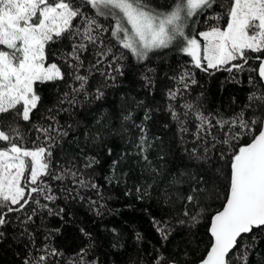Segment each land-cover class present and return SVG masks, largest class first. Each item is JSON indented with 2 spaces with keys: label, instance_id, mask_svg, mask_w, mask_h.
Wrapping results in <instances>:
<instances>
[{
  "label": "snow or ice",
  "instance_id": "1",
  "mask_svg": "<svg viewBox=\"0 0 264 264\" xmlns=\"http://www.w3.org/2000/svg\"><path fill=\"white\" fill-rule=\"evenodd\" d=\"M200 17L207 27L197 31L195 25L200 23ZM164 50L190 58L191 68L208 75L226 71L233 74L235 81L236 73L247 72L248 83L256 89L250 92L245 105L251 115L246 117L242 109L227 119L206 115L199 98L195 104L185 101L179 109L171 103L198 83L195 73L184 65L179 75L169 77L178 86L166 92L170 102L166 110L178 123L180 132H188V118L197 122L193 137L200 144L185 149L189 159L205 164L217 144L222 148L219 158L224 163L218 172L226 182L223 204L211 216L210 245L198 264H249L258 233H264V0H0V115L10 114V120L0 121V242L17 222L20 235L38 253L33 255L30 250L23 264H59L65 256L50 244L37 246L35 230L31 228L38 210L68 222L66 208L56 204L59 197L52 182L65 185L67 181L71 185L61 189L68 193L66 201H85L78 189L94 190L103 199L100 185L85 174L100 163L96 156L85 154V162L79 165L75 157L60 159L57 150L63 151L62 142L73 125L62 124L59 115L75 109L81 96L85 100L89 96L102 99L104 87L115 86L131 67L125 63L129 56L137 65H145ZM152 72L154 69L146 67L139 74L141 87L149 93L156 87V80L149 75ZM94 74H99L104 84L93 93L90 79ZM60 82L68 90L47 109L44 122L35 121L34 114L42 106L40 86L51 85L59 92ZM142 104L138 101L137 107ZM133 111L125 105L118 118L122 128L131 122L139 129L138 154L150 163L147 152L152 144L145 122L151 120L152 110L145 109L140 124H135ZM217 126L227 129L223 139L212 135L211 129ZM208 136L212 137L211 143ZM245 137L248 142L240 144ZM92 139L98 141L102 137L97 132ZM108 155H112L111 149ZM160 158L164 159L163 155ZM117 163L118 160L112 161V175L105 177L109 183ZM189 181L191 192L207 191L200 187L208 184L203 176L182 169H177L170 186ZM135 192L139 200L149 194L144 187H137ZM125 194H131V190ZM163 196V203H167V190ZM182 199L187 220L179 223L199 224L206 212L199 198L189 194ZM100 200L87 198L89 210L95 215L102 214L104 205ZM188 205L193 206L192 211ZM16 213L24 215L15 216ZM67 215L72 218L71 212ZM151 224L161 240L167 241L169 221L153 215ZM59 231V227L49 228L44 240ZM80 232L88 243L65 259L64 264H100L98 259H88L93 246L91 234L84 228ZM249 237L253 243L246 242ZM135 239L142 241V234L137 232ZM151 264L177 261L157 249ZM185 264L189 262L186 260Z\"/></svg>",
  "mask_w": 264,
  "mask_h": 264
},
{
  "label": "trees",
  "instance_id": "2",
  "mask_svg": "<svg viewBox=\"0 0 264 264\" xmlns=\"http://www.w3.org/2000/svg\"><path fill=\"white\" fill-rule=\"evenodd\" d=\"M153 3L162 0H152ZM195 19V18H194ZM221 24L223 21L220 22ZM197 31L207 27L204 18L200 17V23L195 25ZM126 64L131 65L126 69L125 75L119 77L115 86L104 87L105 96L95 100L89 96L87 100L79 97L75 109L70 113H61L58 117L62 124H72L68 136L62 142L63 151L57 150L61 160L76 158L77 164H83L84 155L96 156L100 163L92 169L86 170V175H91L95 182L101 187L103 199L100 200L94 190L78 189L85 201L77 202L65 200L67 192L61 189L68 182L60 185L52 182L55 194L59 197L56 204L66 208L65 219L67 223L54 216H46L38 210L34 217L35 223L31 228L35 230L37 246L50 244L65 253L59 264H64L65 259L73 256L88 240L81 234L84 228L91 234L93 242L89 250L88 259H98L100 264H151V257L157 249H162L170 256L175 257L177 264H198L205 255L211 241L209 225L211 216L223 204L224 189L226 182L218 172L223 161L219 158L221 146L217 144L213 149L214 154L205 164L196 163L189 159L185 149L199 146L195 141L193 133L196 132V121L188 118L185 127L187 133L179 130V125L169 116L167 106L169 101L166 92L169 88L177 87L175 81L169 77L177 76L183 70L182 65L188 67L195 73L197 84L191 85L188 92L171 103L179 109L185 101L199 104L202 111L208 115L223 116L230 118L245 110V116L251 115L250 110L245 109L249 103L250 92L256 89L248 83V73L233 74L226 71L216 72L208 75L198 69L191 68L190 58L178 54L173 50H164L154 54L145 65H137L129 56ZM146 67L154 69L149 73L156 80V87L152 92L141 87L139 80L140 72ZM69 83H72L69 80ZM104 80L99 74H94L90 79L91 91L98 86H103ZM40 94L42 106L34 114L35 121L44 122L42 117L48 108L53 107L58 97L67 87L60 82V90L57 92L51 85H42ZM264 91V89H262ZM201 93L203 95H201ZM143 104L137 107V102ZM127 105L133 109L135 124L143 121L145 109H151V120L146 121L151 148L147 155L150 163L145 162L138 154L136 144L140 135L139 129L132 126L131 122L122 128L121 120L118 118L123 106ZM183 111L182 109H180ZM10 120V114L0 115V121ZM99 121V122H98ZM22 126L24 122H20ZM167 125V127L165 126ZM225 128L221 130L218 126L211 129L212 135L218 140L224 138ZM99 132L102 139L94 141L92 137ZM201 135H205L201 133ZM158 138V139H157ZM209 143L212 137L208 136ZM248 137L239 141L240 144L247 143ZM108 149L112 155H108ZM83 150V151H82ZM163 155L164 159H161ZM118 160L112 182L105 180L106 176L112 175V161ZM153 169L158 171H153ZM177 169L191 171L197 176H203L208 181L207 185L201 184L202 189L207 191L191 192L192 182L170 186V180L176 174ZM227 171V169H225ZM117 178L118 181L117 182ZM149 185L151 187H149ZM137 187L148 188V195L143 200L137 199L135 189ZM131 190V194L125 192ZM167 190L169 199L163 203L164 191ZM195 195L199 198L201 206L206 209L201 222L195 226L189 223L181 224L180 220H187L183 215L186 195ZM76 195V191L72 192ZM100 200L104 205L101 215H95L89 210L87 198ZM55 207L56 205H50ZM33 207H36L33 205ZM189 211L193 210L188 205ZM31 211V209H27ZM67 212L72 213L69 219ZM15 216H23L16 213ZM157 219H166L170 223V235L167 241H162L160 235L152 227L151 216ZM43 217V219H41ZM59 227L58 233H53L49 240L45 241L49 228ZM17 222H13L8 229V234L3 242H0V264H23L26 255L31 252L37 255L35 248L28 245L27 239L20 235ZM139 232L143 240L137 242L135 234ZM259 239L254 242L250 250L249 264H264V233H258ZM248 243H253L249 237ZM187 253V255H185Z\"/></svg>",
  "mask_w": 264,
  "mask_h": 264
}]
</instances>
